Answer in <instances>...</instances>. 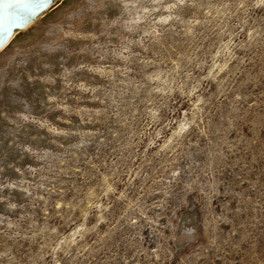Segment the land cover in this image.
Masks as SVG:
<instances>
[{
	"label": "rangeland",
	"instance_id": "1",
	"mask_svg": "<svg viewBox=\"0 0 264 264\" xmlns=\"http://www.w3.org/2000/svg\"><path fill=\"white\" fill-rule=\"evenodd\" d=\"M56 6L0 53V264H264V0Z\"/></svg>",
	"mask_w": 264,
	"mask_h": 264
},
{
	"label": "snow or ice",
	"instance_id": "2",
	"mask_svg": "<svg viewBox=\"0 0 264 264\" xmlns=\"http://www.w3.org/2000/svg\"><path fill=\"white\" fill-rule=\"evenodd\" d=\"M51 0H0V45L28 26L49 7ZM5 52L0 47V53ZM31 55L28 48H20L11 55H5L0 67V80L15 81V69L28 62Z\"/></svg>",
	"mask_w": 264,
	"mask_h": 264
},
{
	"label": "bare ground",
	"instance_id": "3",
	"mask_svg": "<svg viewBox=\"0 0 264 264\" xmlns=\"http://www.w3.org/2000/svg\"><path fill=\"white\" fill-rule=\"evenodd\" d=\"M63 0H56L54 2H52L53 4H51L46 10H44L29 26L26 30H20L17 32L16 35H14L9 42L7 43L6 46H4L3 48L6 50L10 45L14 44V42L16 43L17 41H20L24 38L25 34H31L32 33V29L35 28L36 25L40 24L41 22H44L46 19H48L47 17H52V9L59 4L60 2H62ZM57 7V6H56ZM59 8V7H57ZM56 10V9H55ZM54 10V11H55ZM55 14V13H54ZM189 226V225H188ZM191 229V228H190ZM186 230V228H185ZM187 233V237H190V230L187 229L186 230Z\"/></svg>",
	"mask_w": 264,
	"mask_h": 264
},
{
	"label": "water",
	"instance_id": "4",
	"mask_svg": "<svg viewBox=\"0 0 264 264\" xmlns=\"http://www.w3.org/2000/svg\"><path fill=\"white\" fill-rule=\"evenodd\" d=\"M54 1H56V0H51L49 6H50L51 4H53L52 2H54ZM9 40H10V39H9ZM9 40H5V43H4L3 45H0V47H4V46H6L7 43L9 42Z\"/></svg>",
	"mask_w": 264,
	"mask_h": 264
}]
</instances>
